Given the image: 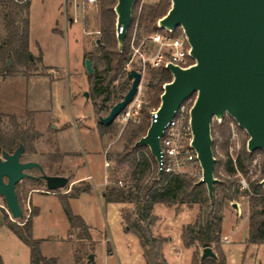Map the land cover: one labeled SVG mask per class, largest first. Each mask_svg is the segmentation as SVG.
<instances>
[{
    "label": "rangeland",
    "instance_id": "rangeland-1",
    "mask_svg": "<svg viewBox=\"0 0 264 264\" xmlns=\"http://www.w3.org/2000/svg\"><path fill=\"white\" fill-rule=\"evenodd\" d=\"M158 2L159 0H140V6L149 7ZM29 5L33 64L10 60L15 74L7 77L0 75V134L12 135L19 132L26 135V148L22 159L38 161L47 174L68 176L70 184L65 188L47 192L45 180L38 179L41 174L39 169L28 170L31 177L22 179L17 185V194L24 212L22 219L12 218L5 198L0 194V254L3 259L0 264H30L29 247L5 225V214L8 213L11 220L22 223L37 207L40 213L34 218L33 235L42 240L43 254L57 257L58 264H146L138 237L126 231L122 217L121 210L133 211L134 204L107 202L101 194L102 190L95 188V185L101 186L105 181L101 186L104 189L119 178L125 179L130 170L126 163L118 165L114 157L123 148L128 128L141 122L143 105L149 103L150 87L147 83L151 79L149 69L154 67L148 61L143 66L140 53L134 48H140L147 57H151L155 46L148 41V36L153 32H146L141 28L142 36L138 44L135 42V32L132 38V62L128 70L144 69L136 96L142 103L138 120H131L123 126L115 121L114 131L106 132L101 139L99 116H105L109 112L96 113L95 104L100 103L102 98H94L90 82L92 74H88L85 68V58H89L86 55L97 53L98 41L102 35L99 2L82 8L78 14L74 12L72 5L65 6L64 0H29ZM7 12L8 0H0V44L5 43L8 36ZM128 70L125 69L113 83V89H118L128 79ZM130 86L129 80V88ZM31 107L40 110L31 111ZM154 109L156 108H150L151 113ZM226 116L230 119L228 152L236 158L244 144L247 145L250 136L231 115ZM51 117L53 123L50 127L48 122ZM57 119L72 124L78 121L80 128H89L87 132L84 129L79 132L74 129L68 136L79 142L80 156L65 159V154L57 149V136L52 129ZM216 122L218 121L212 122L214 129ZM232 123L235 132L232 130ZM225 139L217 134L215 149L222 162L226 159L222 149ZM109 155L112 158H108ZM106 159L111 162L109 167L105 166ZM222 162L219 174L225 176ZM77 165H80L79 169ZM182 171L199 181L202 178L200 163L183 161ZM73 175L86 176L87 181H81L70 189ZM263 175L264 152L257 151L247 174L237 175L240 190L250 189V182ZM242 180L247 187L242 186ZM86 186H90L91 190L83 191ZM79 188H82V195L71 198L70 205L74 213L82 216L89 225L91 238L88 239L80 238L81 230L68 233L70 223L60 198ZM234 202L238 204L237 208L233 206ZM200 211V203L155 205L154 214L158 219L152 226V231L156 236L169 238V244L166 242L163 245L169 264H191L196 251L202 256L203 248L196 249V246H192L188 249L181 238L182 226L193 222ZM222 213L224 220L220 245L226 255L227 264H264V244L248 242L251 213L249 196L242 194L238 200L226 203ZM215 253L217 254L216 251ZM90 254L94 255L93 260H89Z\"/></svg>",
    "mask_w": 264,
    "mask_h": 264
},
{
    "label": "trees",
    "instance_id": "trees-1",
    "mask_svg": "<svg viewBox=\"0 0 264 264\" xmlns=\"http://www.w3.org/2000/svg\"><path fill=\"white\" fill-rule=\"evenodd\" d=\"M101 37L97 45L96 54H87L93 62L94 73L90 76L92 94L96 102L97 114L102 111L109 112L111 107L120 99L129 88V79H126L118 89H113V83L125 72L126 65L131 59L133 33L136 35V43L141 38V28L146 32H165L158 25V21L164 17L172 6L171 0H159L156 5L140 6V0H135L132 12V22L122 47L119 46L117 37V14L115 7L117 0H100ZM29 0H8V12L6 18L7 40L0 44V75L3 77L15 74L10 60L33 64L30 51V20ZM182 33L181 27L173 30L174 36ZM134 42V43H135ZM41 60V58H40ZM151 79L147 85L150 87L149 103L143 105L142 119L138 124H133L127 130L122 150L115 153L114 160L118 165L128 164L130 170L125 179H117L112 185H107L102 190V196L107 202L133 203V211L122 209V217L126 231L134 233L143 249L146 264H169L163 252V245L169 241L166 236L153 234L152 226L158 217L154 214L156 204L172 206L174 204L200 203L201 211L193 222L182 226L181 238L187 248L196 246V249L212 247L217 252V257L202 259L196 251L193 254L191 264H227V258L221 248L220 241L223 231L224 216L222 209L226 203L238 200L240 195L249 196L251 213L249 215L248 242L264 244V186L261 183L264 175L250 182V189L240 190L237 175L247 174L253 161L254 154L263 149L249 151L247 145L243 148L234 161L228 152V134L230 119L224 117L221 122L212 125L213 151L216 158L215 177L218 181L214 187V198L211 200L205 183L199 181L188 173H168L162 171L159 174L157 161L146 145H136V142L144 136L151 124L150 108H158L161 104V95L164 85L173 80L172 73L165 67L149 69ZM196 99V94L191 96V103ZM15 118V116H12ZM114 122L104 123L99 121V132L103 137L106 132H113ZM217 134L226 138L222 143L226 159L222 162L217 157L215 145ZM24 144L26 148V135L15 133L12 135L0 134V152H13ZM108 158H112L109 155ZM221 162L224 164L225 176L219 174ZM117 170V169H116ZM53 175H59L55 173ZM129 177V179H127ZM129 181V182H127ZM84 191L91 190L90 186L83 187ZM82 188L74 192L60 196L64 210L69 219L68 233L81 230L80 238H91L89 225L84 218L74 213L70 199L80 195ZM20 201V200H19ZM39 213L38 208L22 223L13 221L5 214V225L30 248V264H58L57 257H46L42 253V240L33 235L34 217ZM22 219V218H21ZM0 262L2 258L0 255Z\"/></svg>",
    "mask_w": 264,
    "mask_h": 264
},
{
    "label": "water",
    "instance_id": "water-1",
    "mask_svg": "<svg viewBox=\"0 0 264 264\" xmlns=\"http://www.w3.org/2000/svg\"><path fill=\"white\" fill-rule=\"evenodd\" d=\"M135 0H117V37L122 47L132 22ZM172 6L158 25L174 30L182 26L191 44L195 63L188 68L167 66L173 80L165 83L161 104L151 115L147 133L136 145L150 148L158 165L162 162L161 137L180 105L196 94L191 108L192 146L202 168L200 182L205 183L209 198H214L216 158L212 143V121L216 116L231 115L249 134L247 149L264 150V0H171ZM99 43V41H98ZM88 74L94 73L93 62L85 58ZM131 86L105 116L112 123L136 96L143 73L135 68L127 73ZM24 144L13 152L3 151L0 158V194L13 219L24 217L17 194L18 183L31 177L28 170L41 172L48 190L69 186V177L50 175L41 163L24 161ZM162 170H159L161 174ZM264 186V179L261 181ZM238 207L236 202L233 203ZM217 257L212 247L202 250V259ZM94 255H89L93 260ZM90 264V263H89Z\"/></svg>",
    "mask_w": 264,
    "mask_h": 264
},
{
    "label": "built area",
    "instance_id": "built-area-1",
    "mask_svg": "<svg viewBox=\"0 0 264 264\" xmlns=\"http://www.w3.org/2000/svg\"><path fill=\"white\" fill-rule=\"evenodd\" d=\"M64 2L65 6L72 5L74 12L78 14V11L82 8L96 5L99 0H64ZM180 27L182 29V33L177 36H174L172 34L173 30L168 28H164L165 32H153L148 36V41L155 46V51L151 57H147L145 51L141 52L140 48H134L136 52L140 53V62H143V66H146L147 61L153 67L165 68H167L169 64L180 66L182 68H188L195 63V59L191 55V44L184 28L182 26ZM131 62L132 60L127 63V70L130 68ZM141 72L143 73L144 69L141 70ZM136 96L132 102L129 103L115 118L114 122L117 121L121 126H123L131 120H138V114L142 103L136 98ZM194 102L195 99L191 103V97L186 99L180 105L176 116L166 127L164 134L161 137L163 159L160 166L157 163L159 170L178 174L183 173V161L196 162L197 164L199 163L197 151L192 146L193 132L191 127V108ZM157 109L158 108L154 109L152 113L156 114ZM227 114L228 113H226L225 116ZM224 117L218 118L215 116L213 121L221 122ZM231 125L233 132H235L234 123ZM233 159L236 161L235 157H233ZM254 163H256V160H254ZM110 164L111 162L106 160L105 166L109 167ZM106 182H108L107 176ZM241 183L244 188L247 187L244 180H242ZM50 191L51 190H47V192Z\"/></svg>",
    "mask_w": 264,
    "mask_h": 264
},
{
    "label": "crops",
    "instance_id": "crops-1",
    "mask_svg": "<svg viewBox=\"0 0 264 264\" xmlns=\"http://www.w3.org/2000/svg\"><path fill=\"white\" fill-rule=\"evenodd\" d=\"M27 110H29V109H27ZM30 110L38 112L40 109L31 107ZM51 120H53L52 117L49 119V122H48V126H50V127H51V124L53 123V121H51ZM52 129L55 131V135L57 136L56 147L62 154H65V159L67 157L69 158V157H76L77 155H79V156L81 155V152H79V150H78L79 149V142L77 141V139L73 138V137L72 138H68V136L70 135L69 134L70 132L75 131L74 129H77L78 132L84 129L85 132H87V131H89V128H83V129L80 128L79 124H78V121H75V124H72L69 121H62L61 122V121H58V119H57V122L54 123V127ZM100 137H101V134H100ZM101 139H103V138L101 137ZM77 166H78V169H79L80 165H77ZM81 181H87L86 180V176L77 177V176L73 175V179H72V183H71L70 189H71V187H73L74 185H76L77 183H79ZM104 184H105V181L103 182V184L101 186H103ZM101 186L95 185V188H100V190H103V189H101ZM83 191H84V189H83ZM80 195H82V194H80ZM38 210H39V213H40V209L39 208H38ZM39 213H38V215H39ZM34 218H36V216ZM68 230H69V228H68ZM169 242L167 244H169ZM188 249H191V247H189ZM29 251H30V248H29ZM163 252H164V250H163ZM44 256H46V255H44ZM46 257H48V256H46ZM1 258H2V256H1ZM29 260H30V256H29ZM58 262H59V260H58Z\"/></svg>",
    "mask_w": 264,
    "mask_h": 264
}]
</instances>
